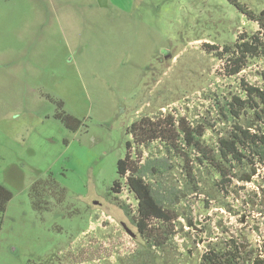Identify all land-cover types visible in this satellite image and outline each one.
Wrapping results in <instances>:
<instances>
[{"label": "rangeland", "instance_id": "rangeland-1", "mask_svg": "<svg viewBox=\"0 0 264 264\" xmlns=\"http://www.w3.org/2000/svg\"><path fill=\"white\" fill-rule=\"evenodd\" d=\"M256 30L225 0H0V186L12 194L0 264H40L61 249L72 256L64 264H117L134 250L119 204L135 202L107 195L127 129L212 107L204 96L233 83L218 77L209 46ZM262 68L254 62L239 78L256 82ZM58 102L81 121L77 132L54 120ZM49 179L35 210L31 186Z\"/></svg>", "mask_w": 264, "mask_h": 264}, {"label": "trees", "instance_id": "trees-1", "mask_svg": "<svg viewBox=\"0 0 264 264\" xmlns=\"http://www.w3.org/2000/svg\"><path fill=\"white\" fill-rule=\"evenodd\" d=\"M225 1L257 28L232 45L209 46L222 64L218 77L233 86L204 96L213 106L197 118L158 113L126 131L131 142L107 195L126 193L135 202L119 207L136 231V248L117 264H264V68L254 72L256 82L239 78L264 62V7ZM53 118L71 133L82 126L61 102ZM50 181L31 186L35 210ZM11 198L0 186V214Z\"/></svg>", "mask_w": 264, "mask_h": 264}, {"label": "flooded vegetation", "instance_id": "flooded-vegetation-1", "mask_svg": "<svg viewBox=\"0 0 264 264\" xmlns=\"http://www.w3.org/2000/svg\"><path fill=\"white\" fill-rule=\"evenodd\" d=\"M63 253H65L63 251V249L59 250V252L57 254L52 253L47 258L41 260L40 264H64V262L66 260L71 261L72 256H69V254H68V257H67L66 253L65 254H63Z\"/></svg>", "mask_w": 264, "mask_h": 264}, {"label": "water", "instance_id": "water-1", "mask_svg": "<svg viewBox=\"0 0 264 264\" xmlns=\"http://www.w3.org/2000/svg\"><path fill=\"white\" fill-rule=\"evenodd\" d=\"M97 203H95V205H96ZM123 228H124V231L127 233V234H129L132 238H136V235L127 227V226H123Z\"/></svg>", "mask_w": 264, "mask_h": 264}, {"label": "built area", "instance_id": "built-area-1", "mask_svg": "<svg viewBox=\"0 0 264 264\" xmlns=\"http://www.w3.org/2000/svg\"><path fill=\"white\" fill-rule=\"evenodd\" d=\"M126 194V193H125Z\"/></svg>", "mask_w": 264, "mask_h": 264}]
</instances>
